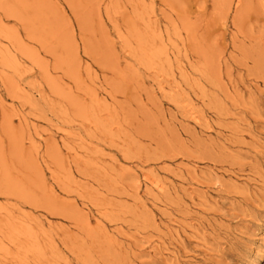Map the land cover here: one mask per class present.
Returning a JSON list of instances; mask_svg holds the SVG:
<instances>
[{
	"label": "rangeland",
	"instance_id": "obj_1",
	"mask_svg": "<svg viewBox=\"0 0 264 264\" xmlns=\"http://www.w3.org/2000/svg\"><path fill=\"white\" fill-rule=\"evenodd\" d=\"M0 264H264V0H0Z\"/></svg>",
	"mask_w": 264,
	"mask_h": 264
}]
</instances>
